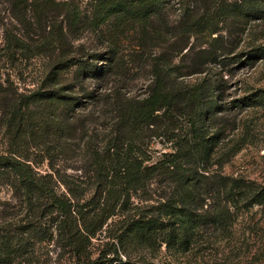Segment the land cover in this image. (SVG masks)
Segmentation results:
<instances>
[{
  "label": "trees",
  "instance_id": "1",
  "mask_svg": "<svg viewBox=\"0 0 264 264\" xmlns=\"http://www.w3.org/2000/svg\"><path fill=\"white\" fill-rule=\"evenodd\" d=\"M4 1L18 24L52 29L36 42L3 30L0 188L10 198L0 202V264H159L161 249L191 253L210 228L225 232L240 213L264 207L263 183L223 172L245 144L230 136L231 113L264 106V89L228 93L233 64L264 59V45L232 55L227 38L264 19V0H176L174 24L175 0H89L88 13L71 2ZM86 31L99 32L104 50L64 55L68 36ZM39 55L48 65L37 88L19 91L3 78L6 65ZM130 69L151 78L141 98L124 92ZM153 137L167 151L152 152ZM70 159L79 165L69 173L58 162Z\"/></svg>",
  "mask_w": 264,
  "mask_h": 264
},
{
  "label": "rangeland",
  "instance_id": "2",
  "mask_svg": "<svg viewBox=\"0 0 264 264\" xmlns=\"http://www.w3.org/2000/svg\"><path fill=\"white\" fill-rule=\"evenodd\" d=\"M53 1L55 4L71 2L80 7L83 13H88L90 10L89 0ZM54 7V12L52 11L50 14L54 17V23L60 24L64 15L63 10L56 6ZM10 15V7L4 0H1L0 47L3 45V30L6 28L11 29L16 34L26 33L32 39L31 42L43 39V37L47 36V32L52 29L50 24H48L46 30H44L43 25L37 26L35 24L31 26L30 30L12 20ZM168 17L172 20V24L179 17V6L176 0L173 1V8L168 13ZM98 33L86 31L80 39L74 40L69 35L63 48L64 55L68 53L77 58L85 59L89 54L100 53L104 49L99 46L100 42L96 36ZM103 35L105 34H101V36ZM227 40L236 46L232 55L242 52L251 46L264 45V19L252 20L246 25L243 32H241L240 27L231 29V34ZM124 41L121 42L122 62H127L133 49L129 42ZM60 48H56L54 55L60 54ZM47 61V57L43 55L19 58L13 61L9 68L6 65V68L3 69L6 71L3 78H9L14 81L19 91L25 92L29 89H35L41 83V77L44 75V70L48 65ZM95 63L100 64L98 61H95ZM233 67L232 75L230 76L232 84L228 91L231 98L240 97L257 89H264V59L255 61L250 65L241 66L234 63ZM72 71L65 73L64 79H69ZM5 73L9 75L7 76ZM125 73L124 78L128 80L124 89L126 95H132L137 98L143 97L146 86L151 79L147 70L130 69ZM85 84L91 85V82L88 80ZM90 107V103H87L79 111L81 112L82 109L87 110ZM231 115V119H236V122L233 132H230V136L235 140L244 136L245 144L225 164L223 172L264 184V106L235 111ZM94 116L96 118L95 122H99L96 112H94ZM5 141V138L0 134V149L5 148ZM151 141L150 146L155 154L167 151L168 145L165 143L164 138L160 140L153 137ZM71 147L73 146L71 145ZM73 161V159L59 161L58 165L60 168L66 167L67 172L70 173L73 172L71 167L79 165L75 162L73 163ZM46 166L47 162L43 161L38 168L44 170ZM9 198L10 190L6 187L0 188V202ZM204 234L208 238V243L198 247L197 250L181 255L161 249L158 253L157 261H159V264H264V207L254 206L250 210L240 213L225 232L210 228ZM114 255L110 254V257L112 258ZM118 256L124 260V253L121 250H119ZM118 262L116 260L113 264Z\"/></svg>",
  "mask_w": 264,
  "mask_h": 264
}]
</instances>
